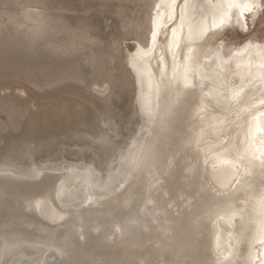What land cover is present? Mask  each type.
I'll use <instances>...</instances> for the list:
<instances>
[{
	"label": "bare ground",
	"instance_id": "6f19581e",
	"mask_svg": "<svg viewBox=\"0 0 264 264\" xmlns=\"http://www.w3.org/2000/svg\"><path fill=\"white\" fill-rule=\"evenodd\" d=\"M261 10L157 0L148 44L129 58L145 117L136 147L105 178L77 164L2 165L0 264L38 250L57 259L31 264H264V44L211 43L248 34Z\"/></svg>",
	"mask_w": 264,
	"mask_h": 264
},
{
	"label": "rangeland",
	"instance_id": "374dc122",
	"mask_svg": "<svg viewBox=\"0 0 264 264\" xmlns=\"http://www.w3.org/2000/svg\"><path fill=\"white\" fill-rule=\"evenodd\" d=\"M156 1L0 0V168L77 164L102 178L118 169L119 156L136 147L145 125L129 58L138 44H148ZM261 1L248 34L231 28L212 45L223 42L230 51L245 41L264 44ZM189 161L181 158L180 167ZM38 252L28 251L23 264L57 259Z\"/></svg>",
	"mask_w": 264,
	"mask_h": 264
}]
</instances>
